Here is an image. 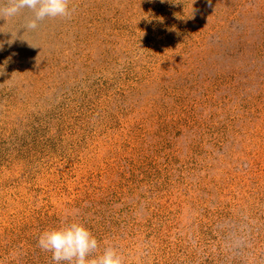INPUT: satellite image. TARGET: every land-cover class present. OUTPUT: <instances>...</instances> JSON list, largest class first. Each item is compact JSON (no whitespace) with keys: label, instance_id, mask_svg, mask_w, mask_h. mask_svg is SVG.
<instances>
[{"label":"rangeland","instance_id":"1","mask_svg":"<svg viewBox=\"0 0 264 264\" xmlns=\"http://www.w3.org/2000/svg\"><path fill=\"white\" fill-rule=\"evenodd\" d=\"M68 6L0 18V264L73 222L123 264H264V0Z\"/></svg>","mask_w":264,"mask_h":264},{"label":"clouds","instance_id":"2","mask_svg":"<svg viewBox=\"0 0 264 264\" xmlns=\"http://www.w3.org/2000/svg\"><path fill=\"white\" fill-rule=\"evenodd\" d=\"M68 5L69 0H8L7 6L0 8V18H12L29 9L34 16L25 29L34 30L45 18L68 17ZM38 246L52 253L54 264H123L121 255L111 247L94 256L99 248L98 240L89 229L75 222L44 231L38 238Z\"/></svg>","mask_w":264,"mask_h":264}]
</instances>
